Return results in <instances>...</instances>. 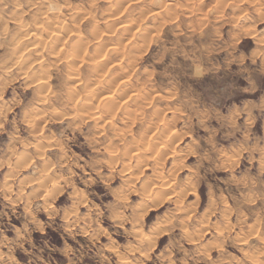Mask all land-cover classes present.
Listing matches in <instances>:
<instances>
[{
	"label": "rangeland",
	"instance_id": "374dc122",
	"mask_svg": "<svg viewBox=\"0 0 264 264\" xmlns=\"http://www.w3.org/2000/svg\"><path fill=\"white\" fill-rule=\"evenodd\" d=\"M244 248L264 264V0H0V264Z\"/></svg>",
	"mask_w": 264,
	"mask_h": 264
},
{
	"label": "bare ground",
	"instance_id": "6f19581e",
	"mask_svg": "<svg viewBox=\"0 0 264 264\" xmlns=\"http://www.w3.org/2000/svg\"><path fill=\"white\" fill-rule=\"evenodd\" d=\"M41 13V12H40ZM47 26V25H46ZM50 27V26H49ZM44 28V27H43ZM56 28V27H55ZM37 29V28H36ZM36 36V35H35ZM30 40V39H29ZM34 40V39H33ZM34 43V42H33ZM31 44L30 43V45H28V47H26V48H24L23 50H19V48L20 47H18V46H14L13 47V51H14V54H16V53H19V56L21 57L22 55L24 56H26V55H28V53H30V52H32V51H34L35 50V44ZM77 49V48H76ZM30 55V54H29ZM94 55V54H93ZM96 59V58H95ZM33 60V59H32ZM95 61V60H94ZM37 67V66H36ZM42 68V65H38V67L37 68ZM41 68H40V70H41ZM41 72V71H40ZM67 75V74H66ZM70 76V75H69ZM72 79V78H71ZM120 80V79H119ZM48 81V80H47ZM40 82H42V81H40ZM45 82V81H44ZM44 82H42L41 84H38V87L41 89V88H44V87H46L45 86V84H44ZM39 85H41V87L39 86ZM39 90V89H38ZM102 94V93H101ZM108 97V96H107ZM70 100V99H69ZM75 108H77V107H75ZM74 108V109H75ZM78 109H75L74 111H77ZM96 118V117H95ZM40 146V145H39ZM126 152V151H125ZM106 154V153H105ZM135 154V153H134ZM149 157V156H148ZM147 157V158H148ZM125 157L122 155L121 157H120V159H124ZM124 162V161H123ZM16 163V162H15ZM125 167V166H124ZM159 180V179H158ZM118 193H121V189H117L116 190ZM247 192V191H246ZM117 194V193H116ZM138 226V225H137ZM213 229V228H212ZM221 231V230H220ZM220 233V232H219ZM255 253H256V249L255 248H244L243 250H242V252H241V255H240V259H238V260H235L232 264H241L242 262H243V260H245V261H250V259H252L253 257H254V255H255ZM250 262H253V261H250Z\"/></svg>",
	"mask_w": 264,
	"mask_h": 264
}]
</instances>
